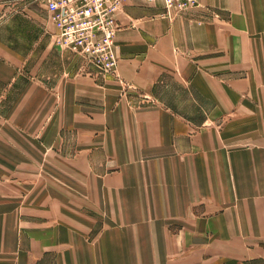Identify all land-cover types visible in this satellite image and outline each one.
I'll list each match as a JSON object with an SVG mask.
<instances>
[{
    "label": "crops",
    "instance_id": "obj_1",
    "mask_svg": "<svg viewBox=\"0 0 264 264\" xmlns=\"http://www.w3.org/2000/svg\"><path fill=\"white\" fill-rule=\"evenodd\" d=\"M145 5L106 74L0 0V264H264V0ZM196 110L235 117L195 134Z\"/></svg>",
    "mask_w": 264,
    "mask_h": 264
},
{
    "label": "built area",
    "instance_id": "obj_2",
    "mask_svg": "<svg viewBox=\"0 0 264 264\" xmlns=\"http://www.w3.org/2000/svg\"><path fill=\"white\" fill-rule=\"evenodd\" d=\"M47 11L55 30V44L87 59L99 71L112 74L118 63L117 12L125 0H22ZM162 4L171 18L197 5L198 0H145Z\"/></svg>",
    "mask_w": 264,
    "mask_h": 264
},
{
    "label": "rangeland",
    "instance_id": "obj_3",
    "mask_svg": "<svg viewBox=\"0 0 264 264\" xmlns=\"http://www.w3.org/2000/svg\"><path fill=\"white\" fill-rule=\"evenodd\" d=\"M146 7H150L152 9H154V11L157 13V15L155 16H159L160 18L162 19H165L167 21H173L174 19H176L180 14H182L181 12L176 14V15H172L171 18L167 17V12H165L166 10L162 7V4H158V2L156 3H146L145 5ZM181 101V100H180ZM181 114H183L184 117H192L195 119V121L199 122L198 124H200V119L204 118L207 120L206 123H208L207 125H200L199 127H196L195 128V134L197 132L199 133H206V129L210 128L208 127L210 125V123L212 124V126L214 127H211V128H214V129H219L220 126L218 127V125H214V122L215 121H219L221 122L222 120H224L225 122H229L231 119H233L235 117V112L234 111H223V112H219V111H210V112H203V111H184V112H179ZM205 120V121H206ZM215 120V121H214ZM197 135H200V134H197ZM39 166H42V165H39ZM41 178V179H39ZM39 179V180H38ZM43 182H45L44 184V190L45 189H48V185L47 183H50V190L52 189H56L58 188L57 185H62V181L60 180V175L58 174H51L50 176L49 175H46V176H43L42 174L39 175V176H36V182H34L36 185L33 187L35 190H40L37 188V185H40L42 186ZM25 190H20V193L21 192H24ZM36 192V191H35ZM99 229H102L107 231L108 229H110L111 225H114L116 226L115 229L119 228V226L115 225V224H111L109 222H107V218L105 215L103 214H99ZM105 219L106 222H103L102 223V220ZM201 226V224H200ZM101 234H99V237H100ZM114 241L117 243V242H120V244L122 243V240L120 238V236L118 234H114ZM181 252L178 254V256L181 257Z\"/></svg>",
    "mask_w": 264,
    "mask_h": 264
}]
</instances>
